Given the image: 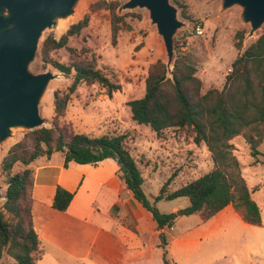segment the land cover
I'll list each match as a JSON object with an SVG mask.
<instances>
[{"label": "trees", "instance_id": "1", "mask_svg": "<svg viewBox=\"0 0 264 264\" xmlns=\"http://www.w3.org/2000/svg\"><path fill=\"white\" fill-rule=\"evenodd\" d=\"M118 1H99L97 9H108L112 15V40L116 43L118 33L124 28V16L117 14ZM89 22L88 17L72 24L59 39L50 35L41 45L44 65H52L59 72L72 75L67 89L54 92L55 115L65 116L72 94L81 83L100 84L106 95L121 89L115 72L99 67L95 58L81 56L68 47L72 56L69 63L58 61L52 52L67 47L69 37L79 34ZM246 30L236 32L235 47L238 55L232 62L223 88L211 87L204 91L203 81L196 75V67L185 55L177 53L172 70L162 59L151 64L146 77L144 96L130 100L128 105L132 119L139 124L149 125L157 134L170 128H188L194 133L197 144L205 142L211 153L213 168L198 178L173 191L168 185L173 175L162 186L154 200H150L143 188L141 168L128 145L126 133H105L97 136L74 132L67 125L41 126L33 129L32 145L25 140L15 143L1 162L5 173V201L0 211V261L11 257L14 264H40L44 250L40 237L34 230L31 190L34 184L30 165L42 156L51 157L55 152L64 156V164H98L114 159L128 188L134 197L149 210L158 228L173 226L180 215L198 214L203 221L232 205L242 219L251 225H263L261 209L253 198L241 164L234 154L232 139L244 136L251 155L261 153L259 145L264 141V32L244 47ZM24 169L13 173L15 164ZM75 192L58 185L53 207L68 209ZM188 199L181 213H165L158 209L161 200ZM8 214V216L6 215ZM162 246L167 237L161 234ZM164 264H171L164 252ZM5 264V263H1Z\"/></svg>", "mask_w": 264, "mask_h": 264}, {"label": "rangeland", "instance_id": "2", "mask_svg": "<svg viewBox=\"0 0 264 264\" xmlns=\"http://www.w3.org/2000/svg\"><path fill=\"white\" fill-rule=\"evenodd\" d=\"M99 1L78 0L73 15L58 17L56 23L43 32L30 67L35 73L51 71L57 76L50 81L40 98L39 112L44 119L41 126L54 127L59 123L67 125L74 132L92 136L126 133V141L144 177V191L153 201L172 175L169 191L210 171L213 160L205 142L195 143L191 129L170 128L157 134L149 125L139 124L132 119L128 102L144 96L149 67L158 59L168 62L165 42L157 25L152 22L149 9L123 8L128 0H106L121 3L117 14L123 15L125 22L116 43H113L112 15L108 9L95 7ZM170 2L176 7L177 18L181 23L174 35L172 64L177 53L185 55L196 67V75L203 81L204 91L211 87L223 88L232 62L239 52L235 47L236 32L243 29L247 31L244 39V47H247L264 32V23L254 36L249 37L251 26L243 21V7L239 4L224 9L223 0ZM85 17L89 19L87 26L79 34L69 37L67 47L53 51L52 57L69 63L72 56L68 47L74 48L82 57L95 58L99 67L115 72L121 89L109 97L100 84L81 83L71 96L65 116L59 118L55 115L54 92L56 89H67L73 76L59 72L50 64L44 65L40 54L41 45L50 35L59 39L72 24ZM197 25L203 29L201 34L196 31ZM172 64L170 69L173 68ZM31 131L24 126L11 128V135L0 142V168L3 158L15 143L25 140L28 147L32 145ZM246 142L244 136L239 135L231 143L240 161L241 173L260 206L263 225L248 227L241 220H232L233 230H224L220 238L208 244L207 253L187 258L182 261L183 264H264V141L259 145L261 153L256 157L251 155ZM61 155L60 152L56 153V157ZM23 169L24 165L17 163L12 172ZM5 177L0 169V211H5ZM176 203L161 200L157 202V207L162 212H171ZM250 246L252 248L248 249ZM167 258L170 259L168 252ZM11 261L5 257L0 264H11Z\"/></svg>", "mask_w": 264, "mask_h": 264}, {"label": "crops", "instance_id": "3", "mask_svg": "<svg viewBox=\"0 0 264 264\" xmlns=\"http://www.w3.org/2000/svg\"><path fill=\"white\" fill-rule=\"evenodd\" d=\"M56 153L30 165L34 230L44 250L40 264H164L165 251L171 264H183L207 253L208 244L224 230H233L232 220L251 225L230 204L207 221L198 214L180 215L173 226L160 229L128 188L114 159L65 166L63 154ZM58 185L75 192L65 211L53 207ZM169 201L177 202L171 211L177 213L189 203L186 198ZM162 233L168 240L165 248Z\"/></svg>", "mask_w": 264, "mask_h": 264}, {"label": "water", "instance_id": "4", "mask_svg": "<svg viewBox=\"0 0 264 264\" xmlns=\"http://www.w3.org/2000/svg\"><path fill=\"white\" fill-rule=\"evenodd\" d=\"M77 1L0 0V142L11 135L12 127L33 130L44 123L39 112L40 98L57 75L51 71L35 73L30 66L44 30L56 23L58 17L73 15ZM235 4L243 7L242 19L251 26L249 37L254 36L264 23V0L222 3L224 9ZM136 7L149 9L152 22L164 39L170 69L174 35L181 25L176 7L170 0H128L123 5V8Z\"/></svg>", "mask_w": 264, "mask_h": 264}, {"label": "built area", "instance_id": "5", "mask_svg": "<svg viewBox=\"0 0 264 264\" xmlns=\"http://www.w3.org/2000/svg\"><path fill=\"white\" fill-rule=\"evenodd\" d=\"M196 31H197L199 34H201V33L203 32V29H202L201 25H197V27H196Z\"/></svg>", "mask_w": 264, "mask_h": 264}]
</instances>
